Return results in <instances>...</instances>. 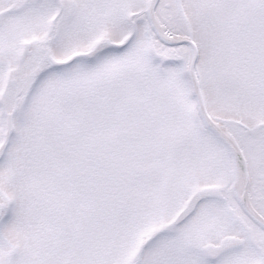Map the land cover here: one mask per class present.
Wrapping results in <instances>:
<instances>
[{
    "label": "snow or ice",
    "instance_id": "snow-or-ice-1",
    "mask_svg": "<svg viewBox=\"0 0 264 264\" xmlns=\"http://www.w3.org/2000/svg\"><path fill=\"white\" fill-rule=\"evenodd\" d=\"M0 264H264V0H0Z\"/></svg>",
    "mask_w": 264,
    "mask_h": 264
}]
</instances>
